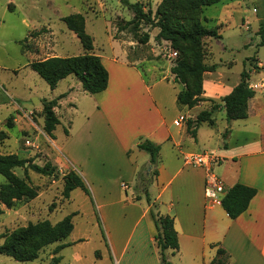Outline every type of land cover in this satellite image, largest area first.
<instances>
[{
	"label": "crops",
	"instance_id": "1",
	"mask_svg": "<svg viewBox=\"0 0 264 264\" xmlns=\"http://www.w3.org/2000/svg\"><path fill=\"white\" fill-rule=\"evenodd\" d=\"M257 2L252 8L242 2L240 26L245 30L248 28L249 38L255 36L261 41L257 32L264 25V0ZM254 23L258 27L256 33L252 32ZM226 26L221 24V27ZM220 33L221 38L208 39L210 44L205 63L217 64V67L204 72L202 97L223 104L222 98L233 91L241 81L242 71L247 69L250 72L249 87L255 95L248 102L246 118L228 121L225 108L220 106L213 114L215 124L202 123L194 137L188 131L187 122L195 119L201 111L211 110L210 101H201L192 108L181 107L177 99L185 86L174 80L171 67L164 77L150 81L142 68L124 54L112 56L97 52L109 71L108 87L92 94L95 103L76 132L78 137H72V140L77 137L76 140L57 145V149L50 151L49 157L54 165L61 169L68 164L80 171L94 194L101 197L104 190L110 195L103 184L101 166H113V176L121 181V188L126 192L130 188L135 191L138 174H150L153 169L151 155L138 147L140 139L160 145L158 173L149 186L150 190L152 187L158 190L156 198L152 199L155 210L174 218L179 249L175 253L168 250L178 256L177 263L171 261L173 264H211L218 247L230 253L231 264H264V45L259 46V41L256 53L246 57L244 67L236 71L234 61L221 58L217 62L215 59L213 39L224 41L218 51H230L225 42L226 31ZM252 58L254 64L250 63ZM81 86L79 83L70 84L64 91L67 93L75 88L81 92ZM75 90L67 94L72 102L71 95ZM181 116L185 117L184 121L179 120ZM68 123L71 125L72 120ZM71 136L72 131L68 129L65 139ZM105 136L114 140L117 161L111 165L110 161L99 162L97 159L99 145L102 143L103 148L106 145L98 139ZM85 146L91 150L88 159L82 151ZM208 149L221 158L215 170L228 189L236 183L257 189L248 209L235 219L227 214L222 203L208 205L204 194L205 171L185 163L187 153ZM105 197H101V207L122 203L128 207L138 205L135 196L125 199L121 195L110 200ZM149 208V204L143 208L123 245L115 233H109L117 263L131 264L134 259L136 264H159L155 255L158 251L155 224L152 219L150 223L145 221ZM144 255L147 258L141 262Z\"/></svg>",
	"mask_w": 264,
	"mask_h": 264
},
{
	"label": "rangeland",
	"instance_id": "2",
	"mask_svg": "<svg viewBox=\"0 0 264 264\" xmlns=\"http://www.w3.org/2000/svg\"><path fill=\"white\" fill-rule=\"evenodd\" d=\"M243 1L250 8L258 4L257 0H223L207 6L201 16L203 25L219 27L220 32L226 31L228 36L225 34V42L229 44L230 51H218L224 41L213 39L215 59L217 62L221 58L234 61L236 71L244 67L246 57L256 53L260 41L259 37L249 38L248 28L246 31L240 26ZM161 2L162 0H0V133H7L6 137L0 139V153H15L40 166L47 163L54 165L49 157L50 151L57 149V145H66L67 142L76 140L80 124L95 103L94 96L87 91L83 92V88L81 92L75 88L69 89L67 94L75 90L71 95L74 102L69 100V96L58 100L54 110L61 118V123L54 131L52 139L43 129L45 101L59 97L68 85H81V82L72 74L52 89L31 68V62L56 55L70 57L88 52H104L112 56L124 54L129 61L142 68L150 81L164 77L169 67L172 68L175 64L179 53L170 41L157 39L160 28L143 22L137 31H131L130 27L121 30V26L135 16L129 3H140L146 11L152 10L155 15ZM71 15L83 17L85 31L92 38L93 50L86 51L77 33L69 28L65 19ZM74 22L78 25L82 23L78 18H74ZM221 24H226L227 29L221 27ZM257 28L254 23L252 32L256 33ZM145 33L150 35L147 43L141 42ZM209 38L202 41L205 51L210 44ZM250 63L254 64L253 58ZM69 120H72L71 125ZM68 129L72 131V136L65 139ZM75 135L77 137L72 140ZM98 140L106 144L105 148L102 143L98 147L99 162L106 160L111 165L117 161L111 136L100 137ZM82 151H85L86 159L91 156L88 147H82ZM207 151L213 153V150ZM101 168L103 184L110 192L107 195L106 190L102 191L101 197L106 196V200H110L122 195L125 199H133L140 194V198L134 197V201L138 203L136 207H128L123 203L101 207V197L94 194L84 175L76 169L74 170L88 189L86 191L77 187L69 198H65L64 175L73 169L68 164L58 168L57 176L43 175L31 168H14L12 171L16 176L26 179L28 175L29 184L38 191V196L34 199L25 197L10 208L1 203L4 213L0 216V233L11 232L41 220L56 224L68 215L73 216L74 230L62 242L43 248L34 261L22 262L0 255V264H51L53 251L58 243H68L57 254L61 256L58 264H121L117 263L114 256L109 233H115L123 245L143 208L148 205L147 195L141 191L142 184L139 179L136 192L133 188L126 192L121 188V181L113 176V166ZM150 179L154 180V176ZM6 182V176L0 172V190L1 185ZM150 186L148 194L152 200L156 198L158 190L154 187L150 190ZM125 213L127 215L124 217ZM145 221L150 223L151 218L148 216ZM4 240L0 238V245ZM155 255L161 264L159 251H155ZM167 257L169 261L178 262V256L168 251ZM146 258L144 255L141 262ZM131 264H136V261L132 259Z\"/></svg>",
	"mask_w": 264,
	"mask_h": 264
},
{
	"label": "trees",
	"instance_id": "3",
	"mask_svg": "<svg viewBox=\"0 0 264 264\" xmlns=\"http://www.w3.org/2000/svg\"><path fill=\"white\" fill-rule=\"evenodd\" d=\"M221 1L162 0L155 15H153L152 10L146 11L140 3H129V7L133 10L135 16L131 21L121 26V30L130 27L131 31H137L143 22L154 24L160 28L157 39L168 40L177 49L179 56L171 68V72L174 75V80L185 86L178 94V104L181 107L192 108L204 100L212 103L211 110H203L195 119L188 120V131L194 137L197 136V129L202 123L215 124L213 114L220 106L225 108L228 121L246 118L248 116V102L255 95V91L249 87L250 72L244 69L239 84L230 94L222 98L223 104L214 99L202 97L204 72L215 70L217 67V64L208 65L205 63L206 51L202 41L206 37L221 38L222 34L219 27L210 28L203 25L201 16L207 6ZM74 18H78L82 23L80 25L76 24ZM65 21L69 28L77 33L85 50H93L92 38L85 31L83 17L71 15L66 17ZM257 34L261 37L259 46L264 45V25L260 26ZM149 40L150 35L145 33L141 42L147 43ZM30 65L52 89H55L62 79L72 74L79 79L83 89L91 94L104 91L109 84V71L103 64L101 57L92 52L80 56H53L45 60L34 61ZM66 96L67 93H63L55 99L45 101L43 129L51 137L54 136V131L61 122L54 108L58 100ZM66 132L68 133L67 130ZM6 136V132L0 133V139ZM138 147L151 155L150 162L153 167L151 173L140 172L138 179L142 184L141 191L146 193L150 205L148 213L155 224L154 238L160 254L161 264H173L168 260L167 251L172 250L175 253L179 249V238L174 227V218L157 212L152 206V200L148 194V186L152 181L150 178L158 173L156 166L161 146L148 139H140ZM16 167L31 168L40 174L49 176L59 174L57 166L51 163L40 166L15 153H0V172L7 178V182L1 185L0 190V216L4 213L1 203L10 208L14 206L16 201H20L25 197L34 199L38 196V191L29 184L28 175H26V179H23L14 174L12 170ZM77 187H81L86 191L88 189L77 172L71 169L64 175V197L69 198L71 192ZM256 193V188L236 183L231 188H227L222 206L227 214L235 219L248 209ZM136 198L138 199L140 196ZM73 230L72 215L66 216L56 224H52L49 220L31 222L11 232L0 233V238L5 239L4 243L0 245V255H7L22 262L34 261L39 257L43 248L62 242L70 236ZM67 245L68 243L57 244L53 251L54 256L51 264L60 262L61 256H57V254ZM229 261L231 264L232 256L230 253L223 247H218L211 264H229Z\"/></svg>",
	"mask_w": 264,
	"mask_h": 264
},
{
	"label": "built area",
	"instance_id": "4",
	"mask_svg": "<svg viewBox=\"0 0 264 264\" xmlns=\"http://www.w3.org/2000/svg\"><path fill=\"white\" fill-rule=\"evenodd\" d=\"M180 121H184L185 117L181 116ZM187 165L202 168L205 171V187L204 194L208 205H218L227 192V186L224 179L216 172L215 168L221 161V158L209 151L199 153L190 152L184 156ZM126 187L125 184L122 185Z\"/></svg>",
	"mask_w": 264,
	"mask_h": 264
},
{
	"label": "water",
	"instance_id": "5",
	"mask_svg": "<svg viewBox=\"0 0 264 264\" xmlns=\"http://www.w3.org/2000/svg\"><path fill=\"white\" fill-rule=\"evenodd\" d=\"M36 100V99H35Z\"/></svg>",
	"mask_w": 264,
	"mask_h": 264
}]
</instances>
